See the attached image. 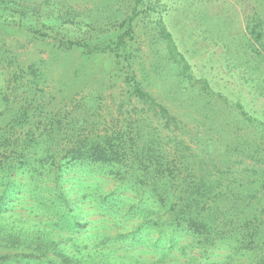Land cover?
I'll list each match as a JSON object with an SVG mask.
<instances>
[{"label": "rangeland", "instance_id": "1", "mask_svg": "<svg viewBox=\"0 0 264 264\" xmlns=\"http://www.w3.org/2000/svg\"><path fill=\"white\" fill-rule=\"evenodd\" d=\"M137 1L0 0V91L20 99L8 76L34 64L48 110L84 97L89 109L79 111L88 110V121L111 125L126 97L125 71L105 48L125 30ZM135 9L131 66L187 123L194 171L225 195L203 211L223 234L206 240L170 226L145 171L75 163L56 174L37 166L0 172V264H264V0H143ZM159 22L193 78L220 98L179 75L157 37ZM68 41L99 49L83 54L65 48Z\"/></svg>", "mask_w": 264, "mask_h": 264}, {"label": "trees", "instance_id": "2", "mask_svg": "<svg viewBox=\"0 0 264 264\" xmlns=\"http://www.w3.org/2000/svg\"><path fill=\"white\" fill-rule=\"evenodd\" d=\"M139 3H143V0H138L135 8ZM135 8L121 23L125 30L113 45L105 48L113 55L116 68L121 70L120 66H123L122 70L125 71L123 82L126 97L118 100L119 114L111 125L102 122L104 127L98 129V123L88 121V110L86 113L79 111L81 106V109H89L81 103L84 97L78 100L75 96L67 101L62 99L55 109L48 110L52 102H44L41 94L44 86L38 85L43 76L34 64L10 72V92H16L20 99L12 102L7 93L4 95L0 91V103L7 105L6 111L0 112V117L9 113L0 124V172L15 174L42 166L44 170L53 169V173L58 174L65 166L75 163L142 170L151 175L150 184L159 201L168 209L166 213L170 226L185 227L193 234L210 240L223 233L217 230L219 225L209 219L212 216L205 217L203 211L207 202L214 205L225 195L219 191L218 183L209 181L203 172L194 171L193 162L189 161V157L192 158L190 149L193 138L187 123L143 87L131 66L128 38L133 35V21L138 15ZM156 32L165 46L168 59L179 67V75L191 86H198L203 95L220 98V95L208 90L205 81L193 78L187 61L161 22ZM256 36L259 42L261 33L257 32ZM74 47L83 54H91L99 49L79 41L65 43V48ZM25 70L28 75L24 74ZM25 77L27 81H24ZM13 104L16 105L15 111L11 109ZM236 107L241 115L246 116L239 105ZM247 121L250 124L255 122L250 118ZM158 182L169 189H157L155 186ZM165 197L170 198L168 205L167 202L165 204ZM248 225L242 227L249 228ZM253 236L250 234L249 238Z\"/></svg>", "mask_w": 264, "mask_h": 264}]
</instances>
